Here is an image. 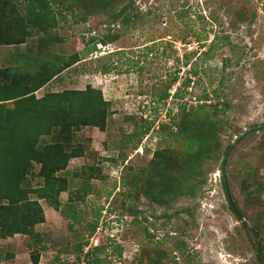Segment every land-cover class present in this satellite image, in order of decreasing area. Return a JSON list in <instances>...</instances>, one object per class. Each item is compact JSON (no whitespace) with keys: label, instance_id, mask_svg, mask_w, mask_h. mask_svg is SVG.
<instances>
[{"label":"rangeland","instance_id":"1","mask_svg":"<svg viewBox=\"0 0 264 264\" xmlns=\"http://www.w3.org/2000/svg\"><path fill=\"white\" fill-rule=\"evenodd\" d=\"M48 1L53 26L26 37L25 43L13 42L20 37L14 23L0 31L5 42H13L0 45V69L15 68L16 57L28 51L34 56L40 51V57L47 59L76 54L78 61L35 91V96L90 85L109 103L108 114L104 130L86 126L74 132L81 155L67 162L71 185L59 195L60 211L40 200L44 222L36 224L34 231L44 234L41 243L30 247V239L22 234L0 239V264H32L34 248L39 252L37 264H87L83 254L92 247H97L93 257L100 264H151L149 255L155 264H257L251 235L229 210L219 161L221 148L246 129L225 157L224 175L231 199L244 214L242 220L259 228L264 242V130L247 133L250 126L264 123V1ZM15 3L24 9L28 0ZM127 5L123 16L129 21L122 23V16L111 21L110 13ZM111 34L117 37L99 42ZM36 63L37 68L39 59ZM103 66L109 69L104 71ZM192 68L199 79L191 77L193 83L183 89L181 82ZM175 71L178 78L170 82L168 74ZM169 82L170 96L158 101L161 86ZM177 87L182 98L174 99L171 94ZM212 89L219 97L206 102L218 101L217 109L222 110L216 114L221 122L212 134L220 150L201 160L198 174L187 177L189 193L183 190L161 203L148 199L158 174L149 164L155 150H162L170 164L167 172L177 182L187 171L182 142L167 133L176 130L177 105L202 103L196 97L203 92L210 96ZM206 108L212 114V107ZM143 120L151 122L147 132L128 137L143 126ZM85 166L98 170L88 180L91 191L68 207V193L81 186L78 175ZM251 180L254 186L249 185ZM131 182L144 190L132 203L145 218L142 222L129 223L131 213L124 211L131 201L123 195L135 192L127 187ZM255 183L260 184L258 189ZM155 189L164 194L167 187ZM109 206L113 212L106 210ZM94 220L97 226L90 234L87 226ZM143 226L155 232L150 241L142 233ZM161 237L165 240L158 248L163 256L154 251V240ZM85 240L79 251L76 244ZM178 244L181 248H174Z\"/></svg>","mask_w":264,"mask_h":264},{"label":"trees","instance_id":"2","mask_svg":"<svg viewBox=\"0 0 264 264\" xmlns=\"http://www.w3.org/2000/svg\"><path fill=\"white\" fill-rule=\"evenodd\" d=\"M58 1L59 3L63 2L62 0ZM109 1L99 0L101 4H106ZM48 2V0H28L24 9H21L18 8L15 0H0V31L3 32V28L7 29V25L10 26L11 23H14L15 27H19L18 35L20 37L19 40L13 42L25 43L26 37H31L33 33L45 29L47 26H53L54 18ZM126 7L128 5L117 12L110 13L111 21L122 16L120 20L126 24L129 21L128 17L123 16ZM108 8L110 9L109 6H107ZM104 37L99 42L105 44L115 39L117 35L111 34L110 37L104 35ZM5 41V36H0V45L13 43ZM29 54L28 51L18 55L16 57L18 66L15 68H10L5 72L0 69V239L22 234L30 239V247H36L44 237V234L34 231L36 224L44 222L40 200L52 209L60 211L59 195L70 189L71 181L66 176V165L70 158L81 155V148L75 144L74 132L86 126L96 127L100 131L104 130L109 103L102 97L99 89L92 88L90 85H86L83 89L49 90L36 97L35 91L46 87L79 58L76 54L69 56L54 54L50 59L41 58L40 51L35 53L36 56ZM37 59L40 61V66L36 68ZM108 69L103 66L104 71ZM189 73L190 75L186 74L181 82L183 89L193 83L191 77L199 79L196 69H190ZM168 77L170 82H175L178 78L177 72L169 73ZM170 82L161 86V92L157 95L158 101H165L170 96L168 88ZM178 87L171 94L174 99L182 98ZM209 94L210 96L203 92L198 95L196 100L202 103L195 106L188 107L186 101L177 105L178 110L173 120L176 130H170L167 133L168 136L182 142L184 158L187 160V171L179 175L181 179L179 178L180 181L177 182V179H173L172 174L167 172L170 164L165 160L162 150H155L149 164L155 170L158 169V174H153H156L153 182L156 184L148 189V199L161 203L165 202L167 197L176 198L177 194L179 195L183 190V192L189 193L191 190L187 189L190 187L186 184L187 177L198 174L201 160L210 157L216 150H220V145L213 135L221 122L216 114L222 110L217 109L218 101L212 105H208L206 102L212 96L219 97L218 92L212 89ZM7 102H11L12 106H7ZM210 106L212 114L207 112L206 107ZM201 112H203L202 116H197ZM150 123L143 120V126L130 132L128 137H142L147 132ZM250 127L251 129L247 133L264 130V126ZM227 147L228 145L221 148V153H224ZM225 164L226 160H224V166ZM97 173L98 170L92 166L82 168L81 174L78 175L82 179V184L79 188L69 191L66 206L69 207L70 203L74 201L83 200L85 195L91 191L88 180L95 177ZM73 174L77 176V174ZM120 179L121 183H125L123 176ZM224 181L226 182L225 175L221 176V184L229 210L236 220H241L242 228L251 235L256 263L264 264V242L260 230L256 226H247L242 220L244 214L235 205L229 192H226ZM182 182H185V186H180ZM254 182L251 180L249 185L254 186ZM158 185L167 187L164 194L152 190ZM255 185V189L260 187L259 183H255ZM127 187L129 190L135 189L134 193L127 191L122 197L131 201L125 206L126 209L124 208V211L131 213L129 223L142 222L145 218L141 216L140 211L132 208V203L136 200L137 194L143 193L144 190H141L140 185L135 182L128 183ZM122 205L124 206V204ZM106 210L109 213L114 211L112 206ZM96 226L97 220L88 224L90 234ZM142 233L148 241L155 236V232L149 231L145 226L142 227ZM164 240L163 237L154 240L156 243L154 251L158 252L159 256H163V252L158 247L164 243ZM86 243V240L77 243V249L81 251ZM174 248L180 249L181 246L178 244ZM96 249L97 247H92L84 252L83 256L86 258L87 264L93 261L94 264H100V260H94L93 257V252ZM38 253L35 248L31 250L32 264H37ZM148 258L151 264H155L152 262L153 256L149 255Z\"/></svg>","mask_w":264,"mask_h":264},{"label":"water","instance_id":"3","mask_svg":"<svg viewBox=\"0 0 264 264\" xmlns=\"http://www.w3.org/2000/svg\"><path fill=\"white\" fill-rule=\"evenodd\" d=\"M262 125H264V123L259 124V125H257V126L260 127V126H262ZM247 129H249V128H247ZM245 130H246V129H245ZM245 130H243L242 132H240L239 134H237V135L232 139V141L230 142V144L228 145V147L226 148V150L224 151L223 155H222L221 158H220V161H219V172H220V174H221L222 177H223V175H224V160H225V157H226L228 151L231 149L232 145L236 142V140H237L241 135H243V134L246 132ZM224 187H225L226 192H228V190H227V186H226V182H225V181H224ZM227 196H228V193H227Z\"/></svg>","mask_w":264,"mask_h":264},{"label":"crops","instance_id":"4","mask_svg":"<svg viewBox=\"0 0 264 264\" xmlns=\"http://www.w3.org/2000/svg\"><path fill=\"white\" fill-rule=\"evenodd\" d=\"M62 74V73H61Z\"/></svg>","mask_w":264,"mask_h":264}]
</instances>
